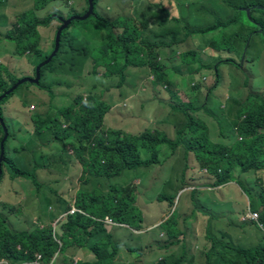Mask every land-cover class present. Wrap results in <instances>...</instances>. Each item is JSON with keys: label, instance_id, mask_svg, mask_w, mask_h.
Here are the masks:
<instances>
[{"label": "rangeland", "instance_id": "374dc122", "mask_svg": "<svg viewBox=\"0 0 264 264\" xmlns=\"http://www.w3.org/2000/svg\"><path fill=\"white\" fill-rule=\"evenodd\" d=\"M232 1L98 0L95 10L99 16L108 19L109 22L124 17L123 13H127L132 8L129 17L136 18L139 25H151V30H148L149 27L143 30L142 36V39L151 45V47H143L150 61L148 64L141 63L143 65L135 69L125 67L121 59H114V66L107 69L92 65L90 53L92 55L97 49L103 48L108 51L105 41L110 28L89 22H86L89 23L87 25L73 23L62 30L66 31V39H60L59 45L69 50L72 55L66 62L52 63V69L45 68L52 60L55 32L57 33L61 27L62 21L72 16H79L76 13L82 17L86 14L88 10L86 0L55 2L45 8H41L39 6L41 3L37 0L0 2L1 39L5 38L3 33L5 30L15 29L18 34L25 25L16 24L30 11L41 19L55 11L62 13L57 19L51 18L53 19L51 29L39 28L44 37V49L46 50L51 42L54 46L48 59L38 63L37 67L30 63L27 56L20 57L16 54L15 44L9 42L4 44V41L0 43V64L18 78L36 79L37 68L43 64L40 68L39 82H24L26 85L20 90L18 87L15 96L10 97L2 106L4 117L6 116L13 126V138L9 146L7 138L4 154L6 152L13 158L19 167L34 171L38 181L36 186L29 180L12 179L8 169L3 162L1 163L0 215L6 218V224L12 231L39 226L52 227L58 232L61 222L66 218L88 216L83 207L90 205L103 209L106 199L112 200L115 204L122 200L123 209L119 215L117 211L113 213L109 211V214H105L103 218L86 217L95 223L88 227L86 243L89 247L98 240L108 251H112L116 246L111 264H152L159 259L166 261L179 259L182 264L188 261L195 264L220 262L218 256L210 260L211 252L207 254L213 244V240L207 238V232L203 233L200 239H196L197 248L191 244L194 233H197L201 227L203 229V224L197 222L196 218L190 217L189 213L194 212L188 205V199L193 204L200 188L203 192L219 193L221 185L225 187L230 184L234 190L233 201H237V205L242 204L238 207L240 210H237L238 217L241 218L247 210L256 212L259 216L261 208L258 195L264 191L263 171H249L240 175L238 180L227 182L226 185L216 183L215 178L208 174L206 168L201 167L198 162V165L196 164L192 154L184 155L188 136H184L182 146H179L169 157L167 148L163 147L161 162L158 160L157 163L146 167L123 169L119 174L112 176L97 175L88 164V156L83 155L85 159L83 163L79 161V155L85 153L88 148H96L92 151L95 155L92 163H105L102 155L110 150L104 148L107 147L109 132L136 136L145 132L159 131L171 141H175L179 133L181 137L186 134V131L182 133L181 130L185 127L186 117L178 112V109L189 111L196 109L191 116L206 122L209 139L213 144L219 146L228 143L227 139L220 137L216 120L203 113L205 108L214 118L221 121L223 132H228L231 126L226 119L225 108L232 109L233 106V109L237 110L236 113H239L245 95L250 93L253 95L257 93L256 95L264 99V94L260 93V88L264 92V43L256 28L240 22L224 26L233 16L230 8ZM135 11L139 12L138 16L135 15ZM254 16L264 21L263 15L254 14ZM90 17L92 14L85 20L76 21H86ZM143 19L147 20L143 22ZM217 23L222 24L215 29L217 31L204 34L206 28L213 27ZM170 29L173 32H170ZM221 33L230 43L231 50L217 51L218 54L211 56L210 46L213 44V38L218 39ZM74 37L83 46L72 43ZM85 42L87 46L84 45ZM166 43L171 44V48H159ZM80 49H83V52L82 56L77 57V61L73 53L78 55L77 51ZM174 49L175 52H172ZM161 50L166 51L168 55H162ZM188 51H193V56H197L195 59L197 66L193 67L189 62L187 64L182 62V56ZM171 52L172 54H169ZM146 53H143L140 60L146 61ZM97 55L101 62V55L98 53ZM44 71L47 72L44 74ZM132 71L139 73L137 79L129 83L127 78L130 75L132 79ZM156 72L164 76L163 83L154 79ZM122 91H126V95L121 93ZM138 91L139 95H137ZM122 95L135 96V98L118 100ZM89 96L97 103L95 111L104 112L102 119L98 115L97 120L91 125L88 124V120L93 115L87 117L84 114V124L75 132L76 138L72 137L75 147L63 148L56 139L52 141V132L46 131L41 126L46 123L62 124L64 121L62 113H68L72 120L76 116H81V113L77 112L78 106L85 103ZM79 99L78 104L76 101ZM117 100L118 104L127 111L120 109L113 111L124 120L126 130L121 126L113 129L115 125L110 123L109 118H105L111 110V105ZM131 103L138 107L128 111ZM159 104V110H155ZM226 114L229 120H232L229 110ZM145 116L150 120L163 117L153 125L141 120ZM0 117L3 120L1 115ZM54 120L56 122H52ZM150 124L153 126L150 127ZM87 135L90 136L89 141L81 138ZM98 139H105L100 147L96 145ZM235 140L237 137L234 132L230 145ZM78 149L80 153L76 154ZM140 157L146 159L149 155L142 152ZM234 172L239 174L240 170L236 168ZM113 173L114 171H111L109 174ZM237 181L248 191L249 198L241 191ZM162 195L168 198L159 201ZM210 202L209 199L206 201V204L209 203L206 207L220 216H223L226 208L231 207L227 201L224 202L227 203L225 206H221L219 202ZM235 208L236 204H233V212ZM127 209L130 212V219L135 220L137 227H130L126 222L114 220L116 217L123 218ZM193 209L198 208L193 204ZM246 226L263 230L258 221L247 223ZM113 227H117L118 230ZM207 230L209 231L208 226ZM169 232L177 233L178 236L169 237ZM188 235L191 240L186 241ZM251 237H255V233H252ZM102 238H106V241L103 242ZM242 243L249 244L246 241ZM207 244L210 245L206 247ZM214 246L219 247L217 244ZM56 252L49 264H72L82 259L88 261L95 259L91 247L89 251H80L83 255L81 258L68 253L67 249ZM39 255L41 258L36 263ZM35 256L36 259L30 264H45L42 262V254L37 253ZM0 264L8 263L0 260Z\"/></svg>", "mask_w": 264, "mask_h": 264}, {"label": "trees", "instance_id": "16d2710c", "mask_svg": "<svg viewBox=\"0 0 264 264\" xmlns=\"http://www.w3.org/2000/svg\"><path fill=\"white\" fill-rule=\"evenodd\" d=\"M3 1L5 0H0V2ZM56 1H65V3H68L69 0H37L38 3H41L39 5L41 8H45L51 2ZM92 2L94 5L92 17L88 18L86 21L74 20L69 24V26H71L73 23H77L78 25H87L92 23L93 25L96 24L98 26L110 28L109 34L105 41L108 51L105 52L103 49H97L92 55L90 53L89 58L92 60V65L103 66L107 69L110 66H114V59H121L122 64L129 68H139L141 65H143L141 64L143 62L148 64L150 57L143 47H151V45H149L146 40L142 39L144 33L143 30H145L143 24L139 25V22L135 20L136 18L128 16L120 17L109 22L108 19L99 16L96 12L95 6L98 0H92ZM230 8L232 10L233 16L232 19L224 26L233 25L240 22L251 28H256V30L260 33V36L259 34L258 36L264 43V21H261L259 18L254 16V14L264 16V1L233 0ZM54 14L56 15L54 16ZM76 14L81 16L79 13ZM138 14L139 12L135 11V15L138 16ZM61 16L62 15L60 13H52V15L41 19L38 16H35L32 11H30L24 16V18L19 19L18 23L16 24L25 25V27L20 30L18 34H16L15 29L10 30L5 37V40L15 44L16 54L18 56H27L30 63L36 65L37 67L38 63H42L48 59L54 46V43L51 42L49 49L45 50L43 48V41L39 28L50 26L53 19H57ZM146 20L147 19H143L142 21L144 22ZM220 25L222 24L217 23L213 27L206 28L204 34L217 31L215 29ZM118 30L119 32L116 34L115 31ZM202 33L203 32H201V34ZM65 36L66 31H61L60 39H66ZM72 41V43L75 45L83 46V44L76 37H74ZM212 43L213 44L210 46V49L212 50L213 55L211 56L218 54L219 52L217 51L223 52L231 50L230 43L225 39L224 36H222V33L218 39L213 38ZM84 45L87 46L85 43ZM171 46V44L166 43L159 48L165 49ZM77 52L78 55L73 53V56L75 57V60L78 61L77 57L82 56L81 54L83 49H80ZM97 53L101 55V62L97 58L99 56ZM143 53H146V61L140 60V58L143 57ZM70 55H72V53L69 50L62 47L58 48L57 53L54 57H52L51 63L45 66V68L52 69V63L68 61ZM193 55V51H188V53L182 56V62L184 64L189 62V65H192L193 67L197 66L195 61L197 56ZM23 79L12 75L5 66L0 64V96ZM154 79L157 82H164V76L159 75L158 72L155 73ZM25 85L26 83L19 85V90ZM16 90L10 94H7L0 101V115L2 116L9 130V140L7 139L8 146L11 139L13 138V126L8 122L6 116L4 117L2 106L9 100L10 97L15 96ZM256 94L257 93L253 95L250 93L245 95L246 98L240 107L239 113H236L237 110L233 109V106L232 109H229L230 114L232 115V120H229L225 110L226 119L231 126V130L228 132H223L221 121L217 118H214L208 112L207 108H205L203 111V113L207 114L208 117L216 120L218 130L220 131V137L228 140V143L226 144L219 146H215L213 144V142L209 139V128L206 122L201 118L195 119L191 116L196 112V109H192L191 111L188 109H178L177 111L183 113L186 117L185 127L184 129H181L183 130L182 133L186 131V134L182 135L181 137V134L179 133L175 141H171L165 136V134L159 131L145 132L136 136L127 135L120 132H109L107 133V147L104 148H108L110 150L108 152H104L102 155L105 163H92L95 156L94 152L92 151H94L96 148H88L85 153L79 155V161L84 163L85 159H83V155L88 156L89 163L87 161L86 162L95 170L97 175L112 176L119 174V172L123 169L130 170L137 167H146L157 163L158 160L161 162V150L163 147L167 148L166 152L168 154L167 156L169 157L170 154L174 152L179 146H182L184 136H188V144L185 147L184 155L188 153L192 154L196 164L198 165L199 163L201 167L206 168L209 172L207 173L215 178L216 183L223 184L236 181L240 175L249 171L261 170L264 172V133L262 132L264 131V99ZM76 102L79 104L80 99ZM96 104V101L89 96L87 97L85 103H82V105L79 104L78 106L77 112L81 113V116H76L74 120H72L68 113H62L64 118L62 124L53 125L52 123H46L41 127H44L46 131H51L52 141L53 139H56L63 146V148L67 146L73 147L74 144L72 142V137L76 138L75 132H77L84 124V114H86L87 117L93 115L88 120V124L91 123V125H93L94 121L97 120L98 115L101 116L102 119L104 112H100L99 110L95 111ZM56 120L52 122H56ZM234 132L236 134L237 140H235L230 145ZM0 135L1 143L4 137L1 123ZM81 138H85L87 141L90 140L89 135L83 136ZM104 141L105 139L96 140L97 147H100ZM89 152L91 153L89 154ZM142 152L144 154H148L149 157L146 159H141L140 155H142ZM78 153H80V149L76 151V154ZM3 158V164L8 169L12 179L20 178L29 180L37 186L36 183L38 181L36 180L34 171H27L19 167L15 160L9 157L6 152ZM236 168L240 170L239 174L234 172ZM111 171H114V173L109 174ZM237 184L239 185L241 191L249 198L250 195L248 194V191L244 189L239 181H237ZM165 198L168 197L162 195L159 198V201H163ZM258 202L261 208V213L258 216V222L261 224V227L264 230V191L258 195ZM122 204V200H119L115 204L112 200L106 199L103 203V205H105V208L103 209L98 207L94 208L90 205H87L83 207V210L88 216L103 218L105 214H109V211L111 213L117 211L119 215L123 209ZM88 216L84 215L83 217L82 215H79L75 217H68L63 222H61L59 227L60 230L55 232L52 227L39 226L32 229L12 231L6 224V218L0 215V260H5L8 264H30L36 259L35 254L38 253L42 254V262L49 264L52 262V256L56 251H64L67 249L68 253L71 254V249L82 247L89 251L91 247V250L95 255L94 260H78L72 264H111V258L116 246H114L112 251H108L99 240L93 242L90 247L86 243L89 233L88 227L90 224H95L93 221L86 219ZM114 220L117 222H126L130 227H137L135 220L132 221L130 219V212L128 209L123 218L116 217ZM176 236H178L177 233L169 232V237ZM207 236V238H211L213 240V244L209 247L207 254L211 252L210 260L212 258H217L216 256H218V260L220 259L218 264H264V241L263 243L252 247L244 248L234 245L229 247L230 245L216 241L208 233ZM102 241L105 242L106 238H102ZM214 244L219 245V247L214 246ZM152 264L182 263L179 259L170 261L159 259ZM185 264L193 263L188 261Z\"/></svg>", "mask_w": 264, "mask_h": 264}, {"label": "crops", "instance_id": "0c3cea01", "mask_svg": "<svg viewBox=\"0 0 264 264\" xmlns=\"http://www.w3.org/2000/svg\"><path fill=\"white\" fill-rule=\"evenodd\" d=\"M56 2L61 3L62 1H56ZM53 3H55V2H51L50 4H53ZM69 5H70V3H69ZM131 11H132V8L127 13H123V16L129 17V12H131ZM53 13H60L62 15V13L60 11H55ZM48 16H50V15L47 14L45 17H48ZM143 27L146 30L149 27L148 30H151V25H143ZM40 28L44 29V30H49L52 28V25L50 24V26H48V27H40ZM10 30L3 31L5 37ZM115 32L117 34L119 32V30L115 31ZM170 32H173V30H171ZM55 35H56V33H55ZM41 37H42V41L44 43V40H43L44 37L42 36V34H41ZM0 40H1L0 43L2 41H4V44L6 42H8L5 40V38H2V39L0 38ZM85 44L87 45L86 42H85ZM49 47L50 46H47L46 50L49 49ZM43 48H44V45H43ZM168 48H171V47H168ZM168 48H165V49H168ZM104 51L107 52L106 49H104ZM172 52H175V49ZM172 52L169 54H172ZM161 54L162 55H168V53L164 50H161ZM29 68H31V65L29 66ZM132 69H135V68H132ZM46 72L47 71H45L44 74ZM138 73H139V71H132V74H131L132 79L130 78V75H129V77L127 78V81L129 83H131V81H134L135 79H137ZM48 75L49 74H47V76ZM260 92L262 94H264V92L261 90V88H260ZM121 93L126 95V91H122ZM139 94H140V92L138 91L137 95H139ZM124 95H122L120 98H118V100H123V99L130 100V98H132V97L135 98V96H124ZM118 100L115 103L117 105H115V104L111 105L112 106V107H110L111 110L109 111L108 114H106L105 118H109L111 121L110 123L115 125V128H113V129H118L119 126H121L124 129V128H126L124 120L120 119V115L114 113V111H113L114 109H120L121 111H127V110H125V108H122L120 106V104H118ZM135 107H138V105H133V103H131L128 111L131 110L132 108H135ZM126 108H128V107H126ZM159 108H160V104L155 107V110H159ZM225 110L228 111L229 108H225ZM162 117H159V118L155 117L153 120H150V119H148L147 116H145L141 120L144 121L145 123H149V122L153 123V125H154V123L156 121L160 120ZM30 119H31V117H30ZM153 125L150 124L149 126L152 127ZM124 130H126V129H124ZM226 184L227 183H225L224 185H226ZM227 191H229V192L227 193ZM233 191L234 190L230 184H228L225 187H222V185H221L220 189H219V193L203 192V191H201V188H200L198 190V192L196 193L195 199L193 200V204L198 208L197 210L193 209V204L191 203V200L188 199V201H189L188 205L190 206V209L193 210V212H194V213L190 214L191 212L189 209V212H190L189 215L192 218H196L197 222L203 224V229H202V227L199 228L198 232L194 233V237L192 240H191L190 236L188 235L186 237V241L191 240V244L195 245L197 248V240L196 239H200L202 234L203 233L205 234L207 232L216 241H220V242L227 244V245H230V246L234 245V246H240V247L246 248L249 246L252 247V246H256L257 244L263 243V241H264V232L263 231L264 230L261 231V230L256 229L255 227L246 226L247 223H242L240 216L238 217V211L237 210H240L238 207L241 206L242 204L237 205V201H233V195H232ZM185 198H187V197H185ZM188 198H190V197H188ZM208 199L211 200L210 203L219 202V204L221 206H225L227 203H224V202L227 201L231 204V207H230V209L226 208L223 216H220L219 214L211 211L210 209H208L206 207L209 204V203L206 204V201ZM196 204H198V205H196ZM233 204H236V208H235L234 212H233ZM247 211H249V210H247ZM247 211H245V212H247ZM234 215L236 218H234ZM207 226L209 228V231L207 230ZM113 228L118 230L117 227H113ZM252 233H255V237H251ZM243 241L249 242V244L245 245L242 243ZM208 245H210V244H207L206 247ZM82 250L88 251L86 248L79 247L77 249H71V254H75L77 257L79 256L81 258L83 255L80 253V251H82ZM82 260H88V259H82ZM193 264H195V262Z\"/></svg>", "mask_w": 264, "mask_h": 264}, {"label": "water", "instance_id": "95a60500", "mask_svg": "<svg viewBox=\"0 0 264 264\" xmlns=\"http://www.w3.org/2000/svg\"><path fill=\"white\" fill-rule=\"evenodd\" d=\"M87 3H88V10L86 12V14L82 17V16H72L70 17L69 19H67L66 21H62V25L61 27L58 29L56 35H55V48H54V52L52 53V57L54 56V54L56 53V51L58 50V46H59V41H60V33L61 31L67 27L69 25V23L73 20H85V18H87L88 16H90L91 14H93V9H94V5H93V2L92 0H86ZM43 65V64H42ZM42 65H40L38 68H37V77L36 79H30V78H25L23 79L22 81L18 82L16 85H14L10 90H8L6 93L2 94L0 96V101L7 95V94H10L12 93L13 91H15L17 89V87L19 85H21L22 83L24 82H34V83H38L39 80H40V68L42 67ZM0 122L2 123V126H3V131H4V137H3V140L1 142V156H0V177L2 175V170H1V163L3 162L4 158V151H5V142L8 138V130H7V127L5 125V122L4 120L1 119L0 117ZM4 122V123H3Z\"/></svg>", "mask_w": 264, "mask_h": 264}, {"label": "built area", "instance_id": "2783aa9c", "mask_svg": "<svg viewBox=\"0 0 264 264\" xmlns=\"http://www.w3.org/2000/svg\"><path fill=\"white\" fill-rule=\"evenodd\" d=\"M258 213L247 211L241 216L242 223H252L258 221ZM107 220V219H106ZM108 223L110 221L107 220ZM41 258V255H39L38 259L36 260V263H38V260Z\"/></svg>", "mask_w": 264, "mask_h": 264}, {"label": "clouds", "instance_id": "9594fccd", "mask_svg": "<svg viewBox=\"0 0 264 264\" xmlns=\"http://www.w3.org/2000/svg\"><path fill=\"white\" fill-rule=\"evenodd\" d=\"M56 52H57V51H56ZM55 54H56V53H55ZM55 54H54V55H55Z\"/></svg>", "mask_w": 264, "mask_h": 264}]
</instances>
